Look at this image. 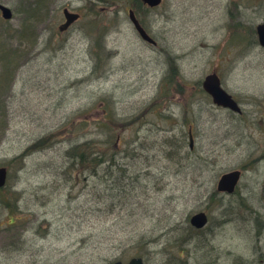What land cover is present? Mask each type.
I'll list each match as a JSON object with an SVG mask.
<instances>
[{
  "label": "rangeland",
  "instance_id": "obj_1",
  "mask_svg": "<svg viewBox=\"0 0 264 264\" xmlns=\"http://www.w3.org/2000/svg\"><path fill=\"white\" fill-rule=\"evenodd\" d=\"M0 4L13 11L0 14V264H264V51L239 39L264 20V0H238L250 9L235 14L228 0ZM63 8L80 19L61 32ZM213 71L260 101L257 119L251 105L241 125L212 104L201 83ZM99 123L117 131L118 166L77 183L61 153L77 125L102 141ZM242 165L234 194L217 192ZM199 211L209 220L196 230Z\"/></svg>",
  "mask_w": 264,
  "mask_h": 264
},
{
  "label": "water",
  "instance_id": "obj_2",
  "mask_svg": "<svg viewBox=\"0 0 264 264\" xmlns=\"http://www.w3.org/2000/svg\"><path fill=\"white\" fill-rule=\"evenodd\" d=\"M141 1L144 5H147L150 8L157 7L162 2V0ZM0 14L4 20H11L13 16L12 10L2 4H0ZM63 15L65 21L58 27L60 31L67 30L80 17L78 13L69 11L67 8L63 9ZM128 17L138 36L146 43L155 46L156 42L148 35L145 29L141 26L132 10L128 11ZM258 31L260 35V44L264 46V25L259 26ZM202 89L211 97L214 105L230 110H237V107L234 101L232 100L231 96L221 87L219 77L215 72L207 75L204 78V80L202 81ZM189 138L191 141L190 147H192L191 132H189ZM240 177L241 173L237 170L222 174L217 182L216 190L221 193L233 194L240 180ZM7 178V168L0 167V189L5 187ZM189 223L195 229H203L208 223V216L203 211L197 212L189 218ZM111 264H122V262L115 261ZM127 264H143V260L140 257H133L128 261Z\"/></svg>",
  "mask_w": 264,
  "mask_h": 264
},
{
  "label": "trees",
  "instance_id": "obj_3",
  "mask_svg": "<svg viewBox=\"0 0 264 264\" xmlns=\"http://www.w3.org/2000/svg\"><path fill=\"white\" fill-rule=\"evenodd\" d=\"M7 56L6 53L3 54ZM109 112L106 113V117H108ZM73 125V124H72ZM80 125L75 126L76 134L78 138L76 141L68 142L67 148L61 153L62 157L65 160L66 165L69 168L75 171L77 183L82 179V175L84 176L86 173L92 172L93 175H96L98 169H101L103 166H111L117 167L116 159L118 156V148L117 144H115V133L117 131H111L107 128L106 124L99 123L96 125L95 129L106 136L101 140H90L85 138L82 134V127ZM26 154H21L17 158L24 159ZM67 167V168H68ZM69 169V171L71 170ZM112 170V169H111ZM113 171H121L122 174L126 175V169L123 167L113 168ZM83 180V179H82ZM8 207V206H7ZM18 217H13L12 221H18ZM91 235L80 236L79 242L83 243L85 241H89ZM81 249V248H78Z\"/></svg>",
  "mask_w": 264,
  "mask_h": 264
},
{
  "label": "flooded vegetation",
  "instance_id": "obj_4",
  "mask_svg": "<svg viewBox=\"0 0 264 264\" xmlns=\"http://www.w3.org/2000/svg\"><path fill=\"white\" fill-rule=\"evenodd\" d=\"M230 3H232V6L234 7V14L237 12V10H238L237 8H239V10L242 9L245 11H248L250 9V5H248V4H245V5L241 4L239 6L238 0H232V1L228 0V4H230ZM235 19L237 20L236 16H235ZM261 25H264V20L261 23L257 24V26H255L254 28H251L247 23V29L245 30L246 33H244V37L242 35H239V39L244 40L246 43L247 42L248 43L249 42H256V44L264 51V46H262L260 44V35H259V31H258V28ZM217 75H218V73H217ZM219 79H220V84H221L222 88L231 96L232 100L234 101V103L237 107V110H230V109H226V108H222V107H218V108H222V109L228 111L232 116H234L235 120L238 119L237 122H240L242 125V124H244V122H242L244 120V114H245L244 106L251 105V111L248 114V116L251 117L252 120L257 119V117H259V114H257V113L259 112L260 109L263 108L261 103H259L260 101L256 97H255V99L252 97H245L244 100L240 99L237 94H232V93L228 92L227 89L223 87L220 77H219ZM260 97H262V96H260ZM209 99L211 100V98H209ZM263 101H264V99H262V102ZM211 102H212V100H211ZM236 129H237V125H235V130ZM244 168H245V165H242L241 168L236 169L237 171H239L241 173V177H242V172H243ZM248 168H249V166H248ZM241 177H240V180H241ZM240 180H239V182H240Z\"/></svg>",
  "mask_w": 264,
  "mask_h": 264
}]
</instances>
